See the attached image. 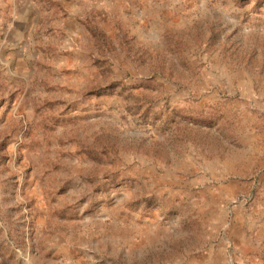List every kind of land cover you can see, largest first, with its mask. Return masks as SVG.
I'll return each mask as SVG.
<instances>
[{
  "label": "rangeland",
  "instance_id": "374dc122",
  "mask_svg": "<svg viewBox=\"0 0 264 264\" xmlns=\"http://www.w3.org/2000/svg\"><path fill=\"white\" fill-rule=\"evenodd\" d=\"M0 264H264V0H0Z\"/></svg>",
  "mask_w": 264,
  "mask_h": 264
}]
</instances>
